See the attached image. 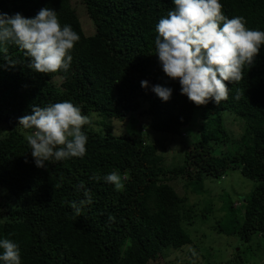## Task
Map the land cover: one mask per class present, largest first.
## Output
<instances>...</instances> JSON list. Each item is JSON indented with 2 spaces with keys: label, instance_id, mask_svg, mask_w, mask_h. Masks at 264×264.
Listing matches in <instances>:
<instances>
[{
  "label": "trees",
  "instance_id": "trees-1",
  "mask_svg": "<svg viewBox=\"0 0 264 264\" xmlns=\"http://www.w3.org/2000/svg\"><path fill=\"white\" fill-rule=\"evenodd\" d=\"M221 2L229 18L243 16L247 27L264 29V0ZM43 7L56 10L80 40L67 72L31 69L15 45L0 53V238L19 244L22 264H155L164 257L163 248L177 251L191 244L185 227L206 221L213 209L198 204L203 181L230 170L255 185L240 201L238 216L224 193L216 210L231 211V223L218 220L215 231L236 235L264 264V46L253 65L245 66L243 79L226 82V101L197 106L180 93L178 80L163 73L155 54V25L174 7L172 0H0V12L9 15L32 17ZM141 80L149 81V88H142ZM155 84L173 89L169 101L151 91ZM63 100L92 119L84 126L87 154L38 168L18 118L32 105ZM224 113L240 126L231 158L216 150L228 141ZM132 115L143 119L137 133L123 129ZM188 129L190 140L184 135ZM150 130L186 144L179 159L172 157L176 161L167 165ZM112 171L126 174L123 190L103 180ZM173 177L183 178L192 201L177 193ZM85 188L93 202L76 216L70 203L82 200ZM242 251L233 248L223 264L246 263Z\"/></svg>",
  "mask_w": 264,
  "mask_h": 264
},
{
  "label": "clouds",
  "instance_id": "clouds-1",
  "mask_svg": "<svg viewBox=\"0 0 264 264\" xmlns=\"http://www.w3.org/2000/svg\"><path fill=\"white\" fill-rule=\"evenodd\" d=\"M172 4L155 25V54L163 73L178 80L180 93L197 106L226 101L230 91L226 82L243 79L245 66L253 65L264 46V29L247 27L243 16L229 18L221 0H172ZM79 40L80 35L71 25H62L52 8L43 7L32 17L0 12V53L6 54L8 45H15L37 72H67ZM8 62L11 66L16 63L11 58ZM140 85L149 88V81L141 80ZM151 91L163 102L173 93L162 84L152 85ZM18 125L38 168L87 154L84 126H91L92 119L70 100L44 107L32 105L30 113L18 118ZM125 178L126 174L112 171L103 180L123 190ZM92 202L90 190L85 188L84 198L70 206L80 216ZM0 264H22L19 244L7 237L0 238Z\"/></svg>",
  "mask_w": 264,
  "mask_h": 264
},
{
  "label": "rangeland",
  "instance_id": "rangeland-1",
  "mask_svg": "<svg viewBox=\"0 0 264 264\" xmlns=\"http://www.w3.org/2000/svg\"><path fill=\"white\" fill-rule=\"evenodd\" d=\"M85 20V14H83ZM57 81L61 80L59 76ZM131 123L125 122L124 130L129 132H139L138 123L143 119L132 115ZM117 124V122H116ZM224 125L226 128L228 141L220 145L216 150L219 155H225L233 157L237 153L238 148V135L240 133V126L236 121L232 120V115L224 113ZM188 129L184 135L189 139ZM149 139H153L155 144L157 142L158 152L166 156L167 165L175 162L172 157L179 159V156L187 147L186 144H180L179 140L173 135H167L166 133H159L156 131L148 132ZM208 179V178H207ZM171 184L176 189L180 196L188 194L189 200L192 201L194 194L191 191L186 193L184 186V180L181 177L171 178ZM204 189L200 192L199 196L203 197L198 204L202 207L206 203L210 204L212 212L208 214L206 221L198 220L196 224L185 227L192 240L191 244L184 245L177 251L172 248H163L162 253L164 257L159 258L155 264H186L189 259L192 261L197 260L201 264H223L231 255L233 248L239 249L241 247L242 258L245 259L244 264H262L263 260L259 259L257 255L253 254L254 251L246 247L245 244L236 236L232 234L217 233L215 230L216 222L219 220L222 225L229 226L231 223L230 217L226 214V211L216 210L219 209L221 200L224 199V193H228V197L234 202V212L236 216L240 212L239 204L244 202V196L248 195L253 189L255 182L246 177H243L238 170H230L228 174L219 179H210L203 181ZM190 194V195H189ZM197 197V196H195ZM1 201V199H0ZM242 201V202H240ZM215 208V209H214ZM252 253V254H251ZM195 255V257H194ZM163 258V259H162ZM158 259V260H159Z\"/></svg>",
  "mask_w": 264,
  "mask_h": 264
},
{
  "label": "water",
  "instance_id": "water-1",
  "mask_svg": "<svg viewBox=\"0 0 264 264\" xmlns=\"http://www.w3.org/2000/svg\"><path fill=\"white\" fill-rule=\"evenodd\" d=\"M137 144L140 145V137L137 139Z\"/></svg>",
  "mask_w": 264,
  "mask_h": 264
}]
</instances>
